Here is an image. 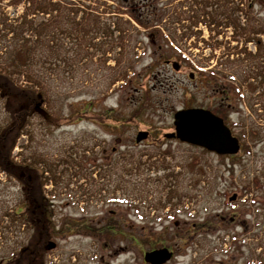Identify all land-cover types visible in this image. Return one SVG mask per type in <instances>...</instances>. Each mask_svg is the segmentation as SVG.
Wrapping results in <instances>:
<instances>
[{
	"label": "rangeland",
	"instance_id": "rangeland-1",
	"mask_svg": "<svg viewBox=\"0 0 264 264\" xmlns=\"http://www.w3.org/2000/svg\"><path fill=\"white\" fill-rule=\"evenodd\" d=\"M9 1L15 0H0V13L7 18L8 23L14 24L25 8L24 2L28 0H16L18 2L15 4ZM64 1H85L83 3L92 6L95 15L108 23L112 30L118 29L117 25L120 24L121 33H116L114 38L118 41L124 38L121 41L122 48L110 49L106 54L90 48L93 57L73 61V73L65 69L60 75V69L47 70L53 84V99L48 101L50 115L48 118L34 115L29 128L33 131V140L24 135L14 149L20 162L35 155L56 164L57 161H68L70 157L74 159L73 166L60 164L54 167L57 168L55 177L58 181L49 175L52 180L45 186L46 195L54 204V220L61 227L59 229L66 224H76L70 231L57 229L52 239L57 246L47 254L46 264H67V259L77 264L124 263L125 255L115 254L126 247L127 229L119 227L111 231L104 230L101 228L105 225L103 222L109 219L127 221V218L136 223L144 221L146 212L153 210L152 206L158 211H165L163 207L167 203L163 183L166 175L177 178L179 189L189 194L180 200L183 208L179 209L183 215L196 216L194 220L205 223L209 233H215L223 225L229 228L231 264H250L264 260V210L260 203H264V193L259 196L258 190L252 188L255 194L241 196L240 201H229V198L227 201L223 195L224 191L231 196L244 190V185L252 181L259 162L264 159V80L260 86L259 115L253 113V118L250 113L245 114L256 121L255 130L249 128L245 131L241 128L240 132L238 111L241 108L237 100L230 109V113H234L231 119L237 125L234 132L239 134L244 146L248 147V150L243 147L236 157L221 156L164 136V133L174 131V113L178 109L191 104L214 108L222 102V97L226 95L224 91L229 85L239 92L242 72L246 66L259 63L260 55L249 50L250 59H246L240 51L228 50L232 43L229 44L226 39L227 33H217L208 22L201 24L193 20L192 24V18L205 10L202 1ZM146 1L154 2L146 5ZM214 2L218 7L208 8V11L213 9L215 13L223 14L224 10L231 15V19L238 17L240 0ZM146 7L152 8L141 15V8ZM249 8L247 2L246 11L243 10L245 16L249 14L254 24L260 20L264 31V1ZM204 24L207 26H201ZM220 29L223 31V28ZM262 39L264 41V37ZM170 40L175 44L177 41H187L185 53L177 51ZM167 43L178 53L169 51L168 45L161 47ZM103 58H107L106 63ZM168 58L182 61V71L168 66L164 62ZM118 67L128 69L126 78L109 84L111 73L118 72ZM190 71L201 84L198 79L190 80ZM180 83L188 84V90L183 91ZM194 84L193 91L191 87ZM228 96L231 97L229 101H232V94ZM147 97L152 102L149 111L145 109ZM88 105L90 111L83 113V109L88 110ZM135 111L141 112L137 117L139 124L124 125V119ZM97 114L107 116L108 119L98 121ZM5 119L6 109L0 97V123ZM47 119H50L48 123ZM245 123L248 127L252 126L251 119ZM140 130L152 133L158 130L159 134L155 136L157 133H154L153 137L137 143L136 135ZM112 145H116L117 153L107 156L115 163L107 164L106 157L103 160L100 158L111 151ZM128 161L132 162L129 166L123 163ZM194 166L202 167L205 174L200 176L197 173V178L201 177L202 181L193 186L192 191L188 179L192 173L196 174L191 171ZM130 167L132 172L128 175ZM71 173H76V176L73 178ZM149 176L152 179L150 182L147 178ZM120 177L128 178L131 185L134 183L133 195L127 196L123 202L119 201L121 192L115 186ZM263 185L264 180H261L260 189L264 188ZM20 199L18 184L0 172V215L5 211L13 213V210H17ZM186 203L189 206H185ZM129 212L132 215H128ZM241 219L246 221V226L240 224ZM82 222L88 223L87 228L81 229L84 227ZM20 223L11 222L9 217H5L0 224V264H7L4 259L8 260L14 250L29 239L27 225ZM91 225L93 228H90ZM200 228L204 230L202 224ZM134 231L138 232L139 229Z\"/></svg>",
	"mask_w": 264,
	"mask_h": 264
},
{
	"label": "trees",
	"instance_id": "trees-1",
	"mask_svg": "<svg viewBox=\"0 0 264 264\" xmlns=\"http://www.w3.org/2000/svg\"><path fill=\"white\" fill-rule=\"evenodd\" d=\"M17 2L11 1L12 4ZM83 2L85 1L29 0L24 2L25 8L14 24L8 23L7 18L0 13V97L6 109V119L0 123V172H4L10 180L17 183L21 192V199L17 202L18 209L13 210V213L3 212L0 215V224L5 217H9L11 222L27 223L29 229V239L22 242L8 260L4 259L7 264H46L47 245L55 238L57 229L70 231L76 225L71 223L59 229L61 227L54 220V204L50 202L45 190V185L52 178L58 181L55 177L57 168L54 167L60 164L73 166V157L68 161H57L56 164L43 156L35 155L20 162L14 149L24 135L33 140L34 134L29 128L34 115L47 118L50 115L48 101L53 99V84L48 78V69H60V75L65 69L73 73V61L93 57L90 48L106 54L110 49L123 46L121 41L124 37L120 41L114 38L116 32L121 31V25L118 24V29L112 30L108 23L95 15L92 6L89 7ZM209 14L216 19L213 13ZM102 60L106 63L107 58ZM118 69V72L111 73L109 84L126 78L128 69ZM151 105V99L147 97L146 111L150 110ZM89 111L88 105V110L83 109L82 112ZM140 113L133 112L124 119V125H138L137 117ZM107 119V116H96V120L101 122ZM119 119L121 120L120 117ZM48 120L50 119H47V123ZM154 133H157L155 136L159 134L158 130ZM198 169L200 176L205 174L202 167L198 166ZM71 175L74 178L76 173ZM201 180L200 177L199 183ZM258 182V179L250 181L247 188H259Z\"/></svg>",
	"mask_w": 264,
	"mask_h": 264
},
{
	"label": "flooded vegetation",
	"instance_id": "flooded-vegetation-1",
	"mask_svg": "<svg viewBox=\"0 0 264 264\" xmlns=\"http://www.w3.org/2000/svg\"><path fill=\"white\" fill-rule=\"evenodd\" d=\"M260 1L264 0L240 1V6L238 9L239 14L237 15L238 17L234 19L232 24L230 22V14H227L226 12L223 14L224 18L221 19L224 20V25L220 24L218 26V23H220L221 21L219 19L212 24V26L217 27V29H215L217 33L218 31H220V33L228 34L226 37L232 43L231 47H228L229 51L238 50L246 59H250V57L248 56V52L252 49L255 50L256 54L260 55L258 56L260 59L259 63L254 64V66L250 65V67L246 66V69H244V73L242 72L239 92L236 88H233L230 85L228 88L225 87L226 91L224 92L226 95L222 97V102L218 103L216 107L211 108V110H213V112H215L216 114L220 116H226L228 123L230 125H234L231 119L234 113H230V109L232 108L234 101L237 100L241 108L238 111L240 118V132L241 128H244L245 131L249 130V128L253 130L256 129V121L253 120V113L259 115L258 110H260L259 106L261 105L260 86L264 80V41L262 39V37H264V34L262 32V25L260 24V20H258V22L254 24L253 21L249 19L251 16L249 14L245 16L246 12H243V10L246 11L247 2L248 6L252 8ZM153 2L154 1H146L145 4L151 5ZM228 2L231 3L230 1ZM152 7L141 8V15L144 12L148 13V10ZM212 8L214 9L213 5ZM130 12L132 11L130 10ZM202 17H204V15H202ZM199 22L202 24L204 21L199 20ZM201 26L207 25L204 24ZM220 28H223V31H221ZM170 42L172 43L171 40ZM188 44L190 43L188 42ZM165 45L170 46L167 43L164 44V46L161 45V47L163 48L165 47ZM173 45L176 50L184 51L187 49V41H177V44ZM175 49H173L171 46L169 47V51L178 53ZM165 50L168 51V49ZM174 60L175 59H167L166 64L170 66L171 62ZM183 68L184 65L182 62L178 71H182ZM190 75L193 76L192 78H190V80L196 81L198 79L193 73H190ZM203 81L205 83H208L206 80ZM198 82L199 84L202 83L199 79ZM159 83L163 85V83ZM180 85L183 86V91L188 90V84L180 83ZM194 87L195 84L191 87L193 91L195 90ZM229 94H232V96L234 97L232 101H229L231 100V97L228 96ZM186 107H203L210 109L206 105L196 104L185 105L183 108ZM247 113H250L253 118L245 115ZM248 119L252 120V126L250 127H248L245 123V121H247ZM181 143L189 145L188 143ZM116 153V145H112L111 151L104 154V157L102 156L100 159L103 160L106 157V162L115 163L114 160L112 158H109L107 155H113ZM123 163H126L127 166L132 164V162L130 161ZM191 171L196 173H192V176L188 179V181L190 182L191 190L193 191L192 187L196 186L197 184L196 166H194ZM131 172L132 168L130 167L127 174L129 175ZM166 176L167 177L165 178V183H163L164 192H166L164 196L167 203L166 206L163 205L165 211H158L151 205V208L153 210L146 212V218L144 219V221L136 223L135 221H132L131 218H129L131 220L130 222H132L129 223V219L127 218V221L117 222L109 219L108 222H103V224H105V227L102 226L101 228H103L104 230H113L119 227L127 229L126 247L121 248V251L116 252L115 255H125L123 261L125 264H231L232 259L230 257L228 245V240L231 237L229 228L223 225L221 227H218L215 233H209L207 232L209 230V227H205V223H200L199 221L194 220L196 219V216H193L192 214H190L189 216L183 215L179 209L180 207L183 208L180 200L182 196L187 197L189 196V194L183 193L179 189V182L177 178H175L173 175ZM169 176L173 177V179H176V181ZM254 176L255 179L259 180V184L257 185L259 186L261 180H264V159H261V161L259 162L257 173ZM147 178L148 182L152 181L150 176ZM162 180H164V177L162 178ZM123 182H126L127 184L123 185ZM133 185L134 183L132 185L129 183L128 178L125 179L123 177H120L116 180L115 186L119 188L121 192L119 193L121 196V198L119 199L120 202L126 201L127 196L133 195ZM263 193L264 188L260 189L259 196ZM223 194L228 201L230 195L227 194V191H224ZM239 195V192L235 193V200H239ZM260 202L264 204L263 201ZM128 215H132V213L129 212ZM99 223L100 222H98V224ZM245 223L246 221L244 219L240 220V224L243 225V227L246 226ZM81 224L86 226V224L88 223L82 222ZM201 224L204 227V230H201ZM66 225L68 226V224ZM85 226L83 228H87V226ZM90 228H93V226L91 225ZM134 229H139V231L135 232ZM234 237L235 236L233 235L232 238ZM135 247H137L138 249L135 250ZM71 257H73V255H71ZM233 261L235 262V260ZM66 262L67 264H77L69 261V259H67ZM78 262H80V260H78ZM250 264H264V260Z\"/></svg>",
	"mask_w": 264,
	"mask_h": 264
},
{
	"label": "water",
	"instance_id": "water-1",
	"mask_svg": "<svg viewBox=\"0 0 264 264\" xmlns=\"http://www.w3.org/2000/svg\"><path fill=\"white\" fill-rule=\"evenodd\" d=\"M174 66L176 69L179 68L178 63H175ZM174 125L175 131L166 133V137H176L219 154H236L240 150L238 137L232 134V130L221 117L208 109H180L175 113ZM148 135V131L141 130L137 134L136 141L139 142L147 138ZM53 246L55 243L51 242L48 248Z\"/></svg>",
	"mask_w": 264,
	"mask_h": 264
}]
</instances>
